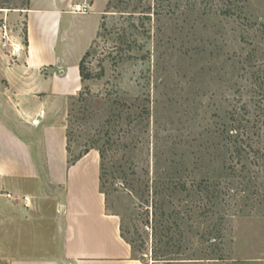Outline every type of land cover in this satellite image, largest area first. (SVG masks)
I'll return each instance as SVG.
<instances>
[{
	"label": "rangeland",
	"instance_id": "374dc122",
	"mask_svg": "<svg viewBox=\"0 0 264 264\" xmlns=\"http://www.w3.org/2000/svg\"><path fill=\"white\" fill-rule=\"evenodd\" d=\"M23 3L0 8V51L10 62L27 50ZM224 3L68 0L66 6L99 20L85 50L92 76L67 99L68 160L88 148L96 152L106 209L120 217L133 255L146 264H264V0H246L232 17L221 14ZM66 21L46 40L73 62L90 21L70 23L62 40ZM227 113L254 123L253 140L263 145L250 152L247 178L234 184L237 211L230 204L217 216L194 209L201 204L189 189L210 167L211 133ZM167 175L188 190L154 197ZM19 205L30 202L23 197ZM209 230L216 241L208 240Z\"/></svg>",
	"mask_w": 264,
	"mask_h": 264
},
{
	"label": "crops",
	"instance_id": "0c3cea01",
	"mask_svg": "<svg viewBox=\"0 0 264 264\" xmlns=\"http://www.w3.org/2000/svg\"><path fill=\"white\" fill-rule=\"evenodd\" d=\"M67 3L30 0L27 50L15 62L0 51V264H146L121 236L120 217L106 209L96 152L68 163L67 99L80 84L79 61L99 20L67 12ZM63 16L62 40L70 23L90 21L73 62L46 40L47 32L60 34ZM23 197L29 207L19 205Z\"/></svg>",
	"mask_w": 264,
	"mask_h": 264
},
{
	"label": "trees",
	"instance_id": "16d2710c",
	"mask_svg": "<svg viewBox=\"0 0 264 264\" xmlns=\"http://www.w3.org/2000/svg\"><path fill=\"white\" fill-rule=\"evenodd\" d=\"M9 1L10 0H0V8H8L4 7V5L9 4ZM245 1L246 0H225V3L221 8V14H223L225 17L240 15L243 10L242 5L240 4H243ZM23 4L27 7L29 5V0H24ZM88 54L89 51H86L79 61V74L81 81L88 80L92 76L90 72L85 70L84 67V60L88 56ZM243 107L246 108V105H243ZM260 128L261 127H259V129ZM253 129H257V126L254 123L251 125L248 120L245 122L243 120H239L237 119V117H234L233 113H227L225 115V120L220 122L219 127L214 128L211 133L212 139L214 140L211 149L215 152L210 153V167L206 169L205 174L200 179L191 183V188L189 189L192 195H195L197 197L196 200H199L201 204L197 205L196 203L194 209L199 208V210H202L205 214L212 213L217 216H224V210H228L231 204V209L234 210V212L237 211L236 202L238 201L235 200L236 198H231L236 194V187L234 186V184L237 183V180H240L241 178H247V176L242 175V173L243 171H245L246 174V171L248 172L249 170V166L251 164L250 152L262 151V147H260V145H263L261 140L259 142L253 140V136L256 133L252 131ZM213 134H215L216 136ZM66 136L68 143V133L66 134ZM96 149L99 152L100 159H102V150L100 148ZM88 151L89 148L86 149L83 153L78 154L74 159L69 158L68 163H74ZM67 153H69L68 145ZM102 170L103 165L102 163H100L99 188L101 193H104L102 191ZM174 180L175 178L167 175L165 183L155 185L152 191L153 196L155 197L164 194L170 195L173 192H182L188 190L185 182L179 183L180 181L175 182ZM225 180L230 183L228 184L227 182L224 186L222 185V183ZM247 188L248 187L246 185L245 189H243L242 192H246ZM231 192L233 194H231ZM225 206L227 208H225ZM205 235L210 236L208 240L216 241V237L212 236V230L206 232ZM121 236L127 241V243L130 244L133 250L132 244L123 236L122 232Z\"/></svg>",
	"mask_w": 264,
	"mask_h": 264
},
{
	"label": "built area",
	"instance_id": "2783aa9c",
	"mask_svg": "<svg viewBox=\"0 0 264 264\" xmlns=\"http://www.w3.org/2000/svg\"><path fill=\"white\" fill-rule=\"evenodd\" d=\"M7 36L6 35H4V38H6ZM4 44L6 45V42H4Z\"/></svg>",
	"mask_w": 264,
	"mask_h": 264
}]
</instances>
